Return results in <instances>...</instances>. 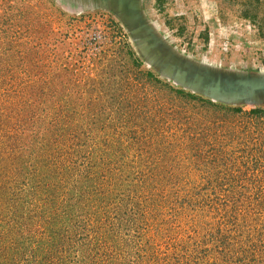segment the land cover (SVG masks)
I'll return each mask as SVG.
<instances>
[{"label": "rangeland", "instance_id": "374dc122", "mask_svg": "<svg viewBox=\"0 0 264 264\" xmlns=\"http://www.w3.org/2000/svg\"><path fill=\"white\" fill-rule=\"evenodd\" d=\"M169 48L264 76V0H0V264H264V97Z\"/></svg>", "mask_w": 264, "mask_h": 264}, {"label": "water", "instance_id": "95a60500", "mask_svg": "<svg viewBox=\"0 0 264 264\" xmlns=\"http://www.w3.org/2000/svg\"><path fill=\"white\" fill-rule=\"evenodd\" d=\"M133 3L128 5L129 10L132 13H140V1H137L136 6ZM154 35L156 36L153 32L152 36ZM169 50L171 51L170 56L173 57L172 60L180 61L178 66L180 63L182 65L176 74H167L184 88H189L197 93L202 92L214 100L228 104L245 102L248 99L258 102L259 98L264 97V76L210 67L197 63L187 56H181L172 48ZM178 66L176 67L178 68Z\"/></svg>", "mask_w": 264, "mask_h": 264}, {"label": "trees", "instance_id": "16d2710c", "mask_svg": "<svg viewBox=\"0 0 264 264\" xmlns=\"http://www.w3.org/2000/svg\"><path fill=\"white\" fill-rule=\"evenodd\" d=\"M164 0H157V3L160 5L162 4ZM150 75H153L152 73H150ZM180 91V90H179ZM182 92V91H181ZM191 96H194L193 94H189ZM209 102V100H207ZM263 105V104H261ZM261 105L254 107L251 109V111L253 113H261L264 110V107H262ZM216 106L222 107V106H228V107H232L233 110H238L241 111V109L243 108L244 105H231V104H225V103H220V102H216Z\"/></svg>", "mask_w": 264, "mask_h": 264}]
</instances>
